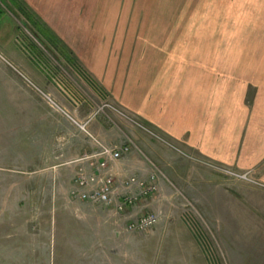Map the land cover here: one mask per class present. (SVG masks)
I'll list each match as a JSON object with an SVG mask.
<instances>
[{
  "label": "rangeland",
  "instance_id": "obj_1",
  "mask_svg": "<svg viewBox=\"0 0 264 264\" xmlns=\"http://www.w3.org/2000/svg\"><path fill=\"white\" fill-rule=\"evenodd\" d=\"M1 8L0 264H264V0ZM80 115L114 125L93 151L130 143L109 165L117 182L134 175L155 187L124 215L73 198L81 161L46 152L60 147L63 117ZM102 211L121 226L113 240L94 218L74 217ZM142 213L159 219L126 230Z\"/></svg>",
  "mask_w": 264,
  "mask_h": 264
},
{
  "label": "built area",
  "instance_id": "obj_2",
  "mask_svg": "<svg viewBox=\"0 0 264 264\" xmlns=\"http://www.w3.org/2000/svg\"><path fill=\"white\" fill-rule=\"evenodd\" d=\"M43 95L52 103L51 98L43 93ZM131 121H134L139 127L150 132L143 124L133 120L131 117H124ZM95 142H98L97 138L86 129V122H79L74 120ZM98 151H92L86 153L77 160L81 161V164L77 167L76 173L73 178L72 186L70 189V195L73 198L82 200L91 204L104 205L108 207H114L116 211H123L129 205H132L141 195H145L155 187L148 185L145 181L140 180L134 175L127 176L120 181H116L111 171H109V165L111 162L116 161L124 154L130 151L131 145L128 141L116 143L112 145L100 144ZM104 155L103 158L96 159L97 155ZM188 156V153H187ZM86 162L87 164L83 163ZM89 165V166H88ZM86 167H93L91 171H87ZM151 178L153 176L151 175ZM122 186L123 189H119ZM138 187L141 194H137L131 190V187ZM159 217L152 213H142L135 220L129 221L126 224V230H143L153 226Z\"/></svg>",
  "mask_w": 264,
  "mask_h": 264
},
{
  "label": "crops",
  "instance_id": "obj_3",
  "mask_svg": "<svg viewBox=\"0 0 264 264\" xmlns=\"http://www.w3.org/2000/svg\"><path fill=\"white\" fill-rule=\"evenodd\" d=\"M1 18H2V8H1V3H0V19ZM28 49H29V51L26 50V52L29 54V56L33 57L32 53H31L32 52L31 49L29 47H28ZM41 70L44 71V69L42 67H41ZM30 73L33 74V72H30ZM40 84H42V83H40ZM68 96L70 97V99L73 101L74 104H77L76 103V97L73 98L69 94H68ZM79 102H81V101H79ZM63 118L65 119L64 123L66 122V124H64L63 126H59V127L57 126V130H56V131L60 130L63 133L61 135V137H57L58 141H59V138L61 139V142L59 144L60 147L53 145V149L50 151L48 150L46 152L55 153L57 155H65L66 153H75V155H77L75 157L76 158V164H77V159L79 157H81V155L95 150L96 144H95L94 140L92 138L90 139L84 131H83V133H82V131L78 132L77 126L74 129L77 132V134L75 132H72L73 130H71L70 127L73 128L72 123L73 124L76 123L74 120L82 122V121L88 119V121H87L88 130L95 137H97L98 134L102 133L103 131L109 132V130L114 128V125H112L110 123V121L108 120V117H81V115H80L78 117H63ZM25 129L27 130V127H25ZM117 129H118V127H117ZM121 132L124 133L123 130ZM15 145L17 146V144H15ZM48 147L51 148L52 144L51 145L49 144L47 146V148ZM75 158H74V160H75ZM64 163H65V161H59V162L52 164L51 167L55 168V167H58L60 165H63ZM134 205H131L128 207L131 208ZM120 212H123V214H121V215H124V213H125L124 211H120ZM74 217L80 218L81 220H85L86 218H89V217L94 218V224L96 226V229L104 232L106 234V237L107 238L109 237V239L113 240L114 236L118 237L120 235L119 233H120L121 226H116V227L114 226V222H118L117 221L118 219H115L114 215H112L109 211H105V212L104 211H102V212H82V213L80 212L79 215L74 216ZM120 217L121 216L119 215L117 218H120ZM114 219H115V221H114ZM120 221L123 222V220H120ZM82 223H83V221H82ZM107 234H109V235H107ZM122 235H128V233L126 232V233H123Z\"/></svg>",
  "mask_w": 264,
  "mask_h": 264
},
{
  "label": "trees",
  "instance_id": "obj_4",
  "mask_svg": "<svg viewBox=\"0 0 264 264\" xmlns=\"http://www.w3.org/2000/svg\"><path fill=\"white\" fill-rule=\"evenodd\" d=\"M0 2L2 3V2H4V0H0ZM26 16V15H25ZM27 18H31L28 14H27ZM30 20V19H29ZM31 23L33 24V26H35V28L40 32V33H42L43 35H47L48 37H52V38H54V33L48 28V27H46V28H43V26L41 25V24H39V23H37V22H34L33 20H31ZM30 27V26H29ZM30 29H32L33 30V28H31L30 27ZM35 31V30H34ZM33 31V32H34ZM34 34L35 35H37V32L35 31L34 32ZM55 38H56V36H55Z\"/></svg>",
  "mask_w": 264,
  "mask_h": 264
}]
</instances>
